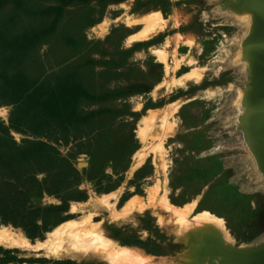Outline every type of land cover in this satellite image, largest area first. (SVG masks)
Listing matches in <instances>:
<instances>
[{
  "label": "rangeland",
  "instance_id": "rangeland-1",
  "mask_svg": "<svg viewBox=\"0 0 264 264\" xmlns=\"http://www.w3.org/2000/svg\"><path fill=\"white\" fill-rule=\"evenodd\" d=\"M219 2L0 0V230L34 244L88 218L121 245L195 264L196 242L178 239L164 204L198 199L188 220L206 209L238 245L264 236V181L241 157L250 126L233 108L240 87L252 91L229 52L242 26ZM153 11L168 25L129 42ZM192 68L202 80L181 84ZM104 261L0 244V264Z\"/></svg>",
  "mask_w": 264,
  "mask_h": 264
},
{
  "label": "bare ground",
  "instance_id": "bare-ground-1",
  "mask_svg": "<svg viewBox=\"0 0 264 264\" xmlns=\"http://www.w3.org/2000/svg\"><path fill=\"white\" fill-rule=\"evenodd\" d=\"M216 1H220V8H223L225 13L232 15L242 26L241 35L237 39L240 42L237 44L236 41H233L234 45L230 46L229 52L234 56L232 62L237 64L241 72L245 74L247 82L252 83V91L240 87L233 100V108L237 120H243L245 127L248 125L250 128L252 127L251 130L248 129L249 134L246 133L244 137H241L240 144L243 147L240 153L241 157L249 164L253 175L264 181V113L259 110L261 108H257L256 112L253 109L256 101L264 104V0H252L251 2L247 0L248 3L245 0H239V2H243L240 3L242 5L230 3L227 0ZM142 19L146 22L145 27L131 35L129 42H133L135 39L149 38L163 31L170 21L160 11L147 13ZM105 24L108 26L109 22ZM105 28V26H100L97 29L100 35L105 34ZM177 39L184 41L189 46H193L195 43L194 38H185L182 35ZM169 40L167 41L168 45ZM154 51L160 56H165L162 49L154 48ZM163 58L165 59V57ZM189 61L190 64L195 63L193 57ZM203 73L204 68L202 70L192 68L179 79V82L181 84H187L189 81L200 82ZM259 93H261V97ZM251 105L252 114L255 117L250 114L249 106ZM247 106L249 110L246 111ZM164 199L166 198L164 197ZM165 202L166 208L176 214L177 228L174 233L178 239L196 242L192 246L193 253L188 257L197 259L195 264H216L213 257L218 255L225 258L221 264H264V236L254 242L238 245L226 227L223 217L203 209L195 212L192 219L188 220L189 214L196 208L198 199L183 207H177L167 200ZM159 217L162 223L166 221L163 215L159 214ZM93 224L88 218L66 221L58 227L52 238L44 242L36 241L34 244L22 234L16 235L3 229L0 230V244L6 248L45 250L47 256L57 258L68 256L79 260L95 255L108 264H172V260L167 257L158 258L148 253L143 254L144 252L141 253L142 251L139 252L136 248L119 244L114 239L107 237L101 226ZM205 255L210 259L204 258ZM189 263L182 261L179 264Z\"/></svg>",
  "mask_w": 264,
  "mask_h": 264
},
{
  "label": "water",
  "instance_id": "water-1",
  "mask_svg": "<svg viewBox=\"0 0 264 264\" xmlns=\"http://www.w3.org/2000/svg\"><path fill=\"white\" fill-rule=\"evenodd\" d=\"M261 105L264 106L263 103H261ZM259 110H260V111L262 110V113H264V108H261V109H259Z\"/></svg>",
  "mask_w": 264,
  "mask_h": 264
}]
</instances>
